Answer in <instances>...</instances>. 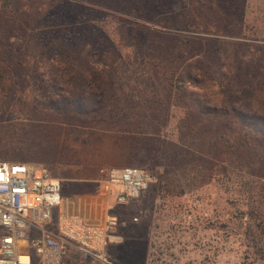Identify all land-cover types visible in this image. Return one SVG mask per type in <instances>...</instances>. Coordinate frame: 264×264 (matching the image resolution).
Returning <instances> with one entry per match:
<instances>
[{"label": "rangeland", "instance_id": "obj_1", "mask_svg": "<svg viewBox=\"0 0 264 264\" xmlns=\"http://www.w3.org/2000/svg\"><path fill=\"white\" fill-rule=\"evenodd\" d=\"M183 1L26 0L24 15L0 21L11 29L10 42L20 51V29H47L76 19L89 21V42L100 46L115 41L117 19H135L156 29L144 19L155 23L169 15L178 20ZM236 3L231 24L203 36L219 43L225 63L251 69L264 56V0ZM118 7L126 12L120 14ZM130 7L138 18L128 15ZM148 69L121 64L115 84L121 98L114 113L119 122L104 123L44 109L45 100L32 81L16 77L13 93L0 97V163L45 168L61 181L65 196L94 193L110 169L145 170L150 176L146 188L113 210L123 241L106 249L110 264H264V242L256 246L252 240L257 237L247 206L250 191L259 187L256 167L247 148H233L236 119L222 112L218 117L196 113L188 100L174 94L170 73L152 79ZM61 264L102 263L69 252Z\"/></svg>", "mask_w": 264, "mask_h": 264}, {"label": "trees", "instance_id": "obj_2", "mask_svg": "<svg viewBox=\"0 0 264 264\" xmlns=\"http://www.w3.org/2000/svg\"><path fill=\"white\" fill-rule=\"evenodd\" d=\"M194 1H183L178 20L169 15L155 23L144 19L156 29L119 18L114 22L115 41L100 46L89 42V21L76 19L47 29H20V51L10 42L11 29L0 21V97L13 93L16 77H27L45 100L44 109L104 123L116 119L114 113L120 109L115 84L124 61L149 67L152 79L170 73L174 94L188 100L193 111L206 117L222 112L236 119L239 131L233 148H247L256 167L259 187L250 191L252 202L247 206L257 237L252 240L258 246L264 242V56L251 69L225 63L217 51L219 43L203 35L223 32V23H230L237 10L236 0H221V5L219 0ZM26 8V0H0V17L24 15ZM130 10L128 15L138 18V11ZM234 149L228 146L231 154Z\"/></svg>", "mask_w": 264, "mask_h": 264}, {"label": "built area", "instance_id": "obj_3", "mask_svg": "<svg viewBox=\"0 0 264 264\" xmlns=\"http://www.w3.org/2000/svg\"><path fill=\"white\" fill-rule=\"evenodd\" d=\"M149 181L141 168L110 169L94 193L68 198L45 168L0 163V264H61L69 252L110 264L106 249L123 241L113 210Z\"/></svg>", "mask_w": 264, "mask_h": 264}, {"label": "crops", "instance_id": "obj_4", "mask_svg": "<svg viewBox=\"0 0 264 264\" xmlns=\"http://www.w3.org/2000/svg\"><path fill=\"white\" fill-rule=\"evenodd\" d=\"M90 194H92V193H90ZM85 195H89V193H80V194H76V196H85ZM63 196L64 197H68V198H74V197H76L75 195H64L63 194Z\"/></svg>", "mask_w": 264, "mask_h": 264}]
</instances>
